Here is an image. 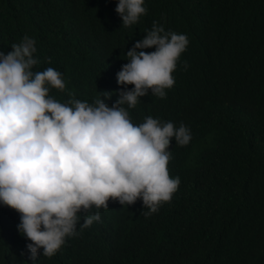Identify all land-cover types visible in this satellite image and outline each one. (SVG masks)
Masks as SVG:
<instances>
[{
	"label": "trees",
	"instance_id": "1",
	"mask_svg": "<svg viewBox=\"0 0 264 264\" xmlns=\"http://www.w3.org/2000/svg\"><path fill=\"white\" fill-rule=\"evenodd\" d=\"M116 3L0 0V52L27 35L32 70L63 75L65 88L49 86V95L91 103L102 83L110 106L125 87L115 75L124 52L153 21L186 34L166 95L124 105L134 124L150 115L190 129L187 145L170 138L167 169L178 187L147 217L139 198L90 208L80 215L98 211L99 220L80 229L81 217L76 235L34 261L20 214L0 204V264H264V0H144L146 12L127 27Z\"/></svg>",
	"mask_w": 264,
	"mask_h": 264
},
{
	"label": "clouds",
	"instance_id": "2",
	"mask_svg": "<svg viewBox=\"0 0 264 264\" xmlns=\"http://www.w3.org/2000/svg\"><path fill=\"white\" fill-rule=\"evenodd\" d=\"M115 11L127 27L146 8L144 0H117ZM187 44L186 34L153 21L124 52L127 62L115 75L125 87L110 106L114 96L102 83L106 91L91 103L71 94L62 103L49 95V86L65 88L63 75L52 67L32 70L38 61L27 35L0 52V204L20 214L17 229L30 241L25 246L32 261L38 252L54 255L66 236L77 234L81 217L80 229L99 220L98 211L80 214L108 208L110 198L125 206L139 198L146 217L171 199L180 179L167 169L170 138L184 146L191 131L183 122L175 126L150 115L134 124L124 105L135 106L149 92L164 97Z\"/></svg>",
	"mask_w": 264,
	"mask_h": 264
}]
</instances>
